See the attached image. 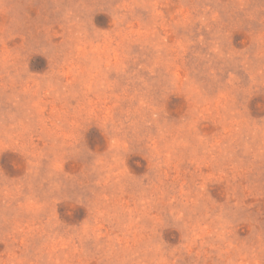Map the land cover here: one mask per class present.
<instances>
[{
	"label": "rangeland",
	"instance_id": "374dc122",
	"mask_svg": "<svg viewBox=\"0 0 264 264\" xmlns=\"http://www.w3.org/2000/svg\"><path fill=\"white\" fill-rule=\"evenodd\" d=\"M0 264H264V0H0Z\"/></svg>",
	"mask_w": 264,
	"mask_h": 264
}]
</instances>
